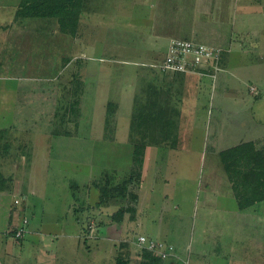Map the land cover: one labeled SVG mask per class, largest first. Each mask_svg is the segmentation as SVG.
Returning a JSON list of instances; mask_svg holds the SVG:
<instances>
[{"label":"rangeland","instance_id":"obj_1","mask_svg":"<svg viewBox=\"0 0 264 264\" xmlns=\"http://www.w3.org/2000/svg\"><path fill=\"white\" fill-rule=\"evenodd\" d=\"M6 1L9 5L12 2ZM85 1L75 35L58 36V31L50 35V23L44 26L31 24L45 20L39 18L15 17V22L9 25L12 13L4 10L8 16L4 22L8 23L0 24V30L6 28L0 36L3 38V49H0V182L4 179L0 184V230L12 232L13 225L20 226L23 218L31 226L48 227L51 236L38 235L35 247L53 250L63 256L68 253L65 260L70 255L72 261L67 264H79L81 260L82 264H113L118 255L127 257L131 264H138L140 251L124 244V238H133L136 234L158 241H175V251L170 258L163 259V264H178L177 261L187 264V252L194 245L192 239L197 230H204L195 214L197 218L202 217L204 182L212 174L208 170L211 136L220 132L226 134L228 128H221L225 124L236 127L238 116L261 118V123L264 122L263 42L259 41L262 48L258 50L262 53H258V58L256 52L239 58L246 65H254L255 71L231 79L227 86L216 79L214 83L210 81L208 95L211 99L221 98L224 106L220 111L212 102V114L204 129L199 132L200 128L195 127L197 135L190 139L189 145L194 148L182 145L176 152H167L168 158L166 152L161 153L157 168L165 163L166 171L151 169L155 168L149 165L156 160L155 155L150 158L143 151L140 170H130L136 167L135 158L141 157V152L134 153L135 146L121 143L119 135L109 138L108 133L111 126L115 127L112 117L119 113L118 102L122 103L121 99L132 90V118L140 115L141 87L138 79L136 84L130 82L129 73L130 69L142 68L138 62L155 58V53L162 58L165 55V49L158 47L153 55L140 56L144 51L142 45L149 46L151 39H143L144 30L149 31L156 25L155 28L162 29L161 19L156 23L157 20L148 18L157 12L151 6L166 0ZM194 2L177 1V5H185L180 16L185 23L188 15H192ZM17 4L15 2V9ZM171 16L181 20L167 10V25L173 22ZM50 20L55 22V18ZM259 36L264 38V31ZM250 58L253 63L247 62ZM124 70H128V74ZM253 87L258 93H253ZM243 99L249 102L244 109L243 103L239 102ZM123 111L121 105L120 113ZM123 121L119 120L118 128L126 126ZM133 121L130 126L133 137L129 135L128 140L134 139L133 145H136L140 141L139 128H135ZM189 123L182 125L189 128ZM260 126L264 130V123ZM167 129L174 130V124ZM59 131H66V136H54ZM199 133L203 135L199 136ZM232 135L239 136L231 131ZM184 139L187 140L180 139L179 144L185 143ZM255 145L264 148V140ZM35 179L39 180L37 184H34ZM104 179L114 184H127L124 193L115 194L113 202L95 206L99 192L92 184L97 186ZM140 182L145 184L141 186L133 220V210L129 208L135 206V200L126 193L128 190L137 195ZM33 193L39 196L29 197ZM228 204L234 203L228 201ZM121 207L125 211L117 219V210ZM75 225L77 234L69 240H60L64 232H52L64 228L62 226ZM6 238L10 237L6 235ZM18 241L15 252H22L24 248L21 249ZM10 249L8 247L6 252ZM35 250L28 247L19 254L29 256V261L24 264L35 263ZM176 255L181 261L176 260ZM247 255L250 256L248 252ZM208 256L210 264H220L219 261L224 259L212 252ZM3 264H11V260Z\"/></svg>","mask_w":264,"mask_h":264},{"label":"crops","instance_id":"obj_2","mask_svg":"<svg viewBox=\"0 0 264 264\" xmlns=\"http://www.w3.org/2000/svg\"><path fill=\"white\" fill-rule=\"evenodd\" d=\"M11 1L9 5L6 0H0V24L3 23V26L8 23V21L4 22L5 15H7V13L4 12L5 9H7L8 14L12 13L9 25L15 22V2L18 3V0ZM177 1H158L156 6H151V8H154L157 12H153L148 18L153 21L157 20L156 23L161 19L160 27L162 29L158 30L155 28L157 27L156 25L154 28H150L149 31L144 30V34H142L144 35L143 39L145 41L147 39L149 40L148 37H151V39L150 42H148V45L150 44L149 46L145 47V45H142L144 51L140 56L149 57L158 51V47L166 51L168 41L173 38H188L201 43L207 42L204 44L211 43L210 45L213 44V46L223 48L224 52L220 59L219 68L217 70L208 69L202 75H198L195 72L160 73L157 69L155 70L154 67H152L154 61L159 60V56H161L159 54L156 56V53L154 54L155 58L138 62L139 65H142V68L139 67L137 71L136 68H133V70L130 69V82L136 84L135 80L138 79V85L141 87L139 118L141 122L143 121V124L139 127V134L137 135L140 140L139 144H143L144 152L149 154L150 158L153 157L152 154L155 155L156 160L151 161L149 164L155 168L151 169L159 170L161 168L160 170L164 171L168 170L165 163H163L162 167L157 168V162H160V154L165 152H176L178 148L183 147L182 145L191 147L192 145H189L190 139L197 135L195 133V127L200 128L199 132H201L204 129L207 118L212 114V102L216 104V107L219 108L220 111L223 109L224 102L220 97L219 100H216L215 98L211 99L208 95V93L210 94L208 91L210 81L214 83L216 79L219 84L227 86L228 81L231 79L242 76L245 72L255 71L256 67H254V65H246V63H244V61L242 62L239 58L252 55L254 52H256V58H258V53H262L258 49L264 46V38L259 36L260 32L264 31V6L260 5V3L264 5V0H195L194 4L191 6L192 15L190 16L187 14L189 18L186 23L183 17L180 18L182 12H184L183 8H185V5L183 3L177 5ZM167 10L169 14H175L176 17L180 18L182 21L173 19L171 16L169 18H172L173 22L171 25H167V17H165ZM32 18L45 20L41 22L32 21L31 24L40 23V25L42 24L44 26L50 23L52 25L50 35H54L56 33L55 31H58V36L68 35L59 30L56 20L54 22L47 18ZM5 30L6 28L2 27L0 36L4 34L3 31ZM259 41L263 42L262 46ZM0 49H3V38L0 39ZM247 62L253 63L252 58ZM87 65H89V63L85 64L86 70ZM91 65H93V63ZM219 71L220 74L217 75ZM88 72L87 70V73ZM97 72L98 70L96 73ZM124 73L128 74V70H124ZM195 78L197 79L195 80ZM252 90L254 94H256V92L258 93L255 87H253ZM121 101L122 103L120 101L118 102V115L116 114L112 117L115 127L111 126L112 128H110L111 130H109L108 136L109 138H116L119 135V137H122L121 143L134 147V139L132 140L133 142L128 140L129 135L133 137V129L130 127L131 120L133 119V90L127 94V97H123ZM239 102L241 105L243 103V109L249 104V102L247 103L244 99ZM121 105L124 107L123 113H120ZM216 118L217 116H215V119ZM238 118V121L235 120L238 122V125H235L236 127H230L225 124V126L221 128H228L226 134H224V132H214L216 134L210 138L209 148L211 156L209 157L210 167L208 170L212 174L204 182L205 193L202 197V217L197 218L195 214L196 220L198 223L203 224L201 227L204 228V230L203 232L197 230L198 234L196 233L195 239H192L194 245L191 246L190 250L187 252V264H210L208 263L209 252H212V255L217 254L224 258L219 261L220 264H264V200L252 203L243 208H238L235 203L231 182L229 181L220 156L222 151L243 142L253 141L254 143L260 144V141L264 140V130L260 125H263L264 122L261 123V118L246 119L243 116H238ZM120 119L125 120L123 121L126 124L124 128H120V126L118 128ZM164 119L167 123H165V126H162L160 120ZM186 122H190L189 128L182 125ZM173 124L175 129L168 130L167 128L173 126ZM239 124L243 126V132ZM219 127L220 122L218 123V128ZM166 129L167 131L163 133ZM231 131L234 133L236 132L239 136H231ZM198 135L202 136L203 133H199ZM54 136H66V131H59L55 133ZM183 138H187V140L184 139L185 143L179 144V140ZM207 138V140H209V137ZM165 157L168 158V153ZM38 182L39 180L35 179L34 184ZM143 183L144 182H140L138 186L139 191L137 192L135 213H137L138 200L140 197L139 192L142 189L141 186ZM92 186L94 185L92 184ZM94 189L96 188L94 187ZM30 196L31 198L33 196L37 197L39 194L36 193L35 195L33 193L29 194V197ZM29 197L28 199L31 200ZM25 198H27V196ZM228 201L234 204L230 205ZM80 218H82L81 215ZM15 226L14 224L13 228H15ZM40 226L41 225H30L29 231L25 237L21 241L17 240L21 249L24 248L22 252H15L16 239L12 235L13 233H8L9 231L7 229L4 231L0 230V264H3L8 259L11 260V264H24L28 262V255L25 257L19 255L24 253L28 247L36 249L34 252V264H61V262L67 264L71 262L70 255L69 258L67 257L65 260L68 253H64L65 256H63L59 253L57 254V252H53V250L47 251L44 250V248L40 250L35 247L34 241L38 240V235L49 234L47 230L48 227ZM66 226H62L64 228L58 230H52V232L61 231L65 233L64 237L60 238L61 241L69 240L77 234L74 232V230H77L76 225L75 227ZM2 235H4V237H2ZM6 235L10 238L7 239ZM49 235L51 236V234ZM3 238H6V240ZM6 242L10 244L5 245ZM166 242L174 249L176 248L174 244L175 241ZM176 244L179 245L178 243ZM208 245L209 248L206 249ZM8 247L11 249L9 252H6ZM247 252L250 255L249 257H247ZM177 257L179 256H175L176 260H180ZM181 262L177 261L178 264H182ZM79 264H82V260ZM215 264H217V262H215Z\"/></svg>","mask_w":264,"mask_h":264},{"label":"trees","instance_id":"obj_3","mask_svg":"<svg viewBox=\"0 0 264 264\" xmlns=\"http://www.w3.org/2000/svg\"><path fill=\"white\" fill-rule=\"evenodd\" d=\"M85 2V0H18L17 7L15 9V17H40L48 19L55 18L58 23V28L61 32L68 35H75L79 20L85 9ZM223 52L224 49L222 48L221 57ZM164 57L165 55L163 58L159 56V60H155L152 64V67H154L155 70L157 69L160 73L166 74L172 71L162 72L158 69V67H156L157 64L163 61ZM220 61L221 60L218 62L219 64ZM208 69H212V67H205L200 69V71L205 73V71ZM181 72L184 71H178L174 73ZM133 120L135 128H139L143 124V121L141 122L139 116L133 118ZM160 122L162 126H165V123H167L165 119L160 120ZM142 145L143 144L141 143L134 145L136 148L133 150V152L136 154L141 152L140 154L142 155L139 158H135L137 161L136 167L130 168V170L135 168H137V171L140 170L144 151V146ZM220 156L227 172L229 181L231 182L237 207L243 208L252 203L264 200V148H259L253 141H248L222 151ZM3 181L4 179L1 180L0 184ZM126 184L127 183L123 182L121 184H114L113 181L106 182V179H104L101 180L99 185H94L95 188H98L99 192L96 206L100 207L101 205H106L113 202L115 199V194L118 192L121 194L122 192L124 193ZM126 194H129V196L135 200L136 204L137 195L130 193L128 190ZM129 209L133 210L131 218L134 220L136 212L135 206ZM124 211L125 208L121 207L118 209L116 218L119 219L120 214L122 212L124 213ZM20 227H23L24 231L21 236L17 238L15 237V239L19 241H21L29 231L30 223H28V220L24 221L23 218L22 224L20 226L16 225L15 228L12 227L13 230L10 232V234L13 233L12 235L14 236V232ZM139 236H144L145 240H140ZM149 242L153 243L151 249L147 247ZM124 244L132 245L133 248H137L136 250L140 251L138 264H163L164 260L161 257V253L159 254V251H163L164 246L166 248L169 246V244L164 241H158L150 237H146L145 235L138 234H136L133 238H124ZM159 244H161V246ZM170 256L171 255L168 254L166 258H169ZM113 264H131V262L127 257L118 255L114 257Z\"/></svg>","mask_w":264,"mask_h":264},{"label":"built area","instance_id":"obj_4","mask_svg":"<svg viewBox=\"0 0 264 264\" xmlns=\"http://www.w3.org/2000/svg\"><path fill=\"white\" fill-rule=\"evenodd\" d=\"M222 48L218 46H211L203 43H198L190 39L173 38L170 39L163 61L156 65L162 72H196L199 75L204 74L200 69L205 67H212L213 70L219 68V60L221 58ZM198 70V71H197ZM17 202V200H15ZM26 221V219H24ZM24 231L23 227L18 228L14 232V237H19ZM140 240H145L144 236H139ZM161 246V244H159ZM152 242H149L147 247L151 249ZM173 249L171 245L167 248L164 246L161 257L165 258L167 254Z\"/></svg>","mask_w":264,"mask_h":264},{"label":"clouds","instance_id":"obj_5","mask_svg":"<svg viewBox=\"0 0 264 264\" xmlns=\"http://www.w3.org/2000/svg\"><path fill=\"white\" fill-rule=\"evenodd\" d=\"M173 250H174V248H173L168 254L171 255V253H172ZM168 254H167V255H168ZM165 258H166V257H165ZM165 258L162 257V259H165ZM166 259H167V258H166Z\"/></svg>","mask_w":264,"mask_h":264}]
</instances>
